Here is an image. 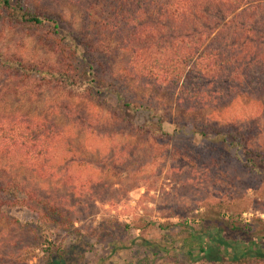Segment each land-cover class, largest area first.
I'll list each match as a JSON object with an SVG mask.
<instances>
[{"label":"rangeland","instance_id":"rangeland-1","mask_svg":"<svg viewBox=\"0 0 264 264\" xmlns=\"http://www.w3.org/2000/svg\"><path fill=\"white\" fill-rule=\"evenodd\" d=\"M21 1L76 31L87 21L88 0ZM51 31L24 30L2 17L0 53L31 67L57 66L60 54L41 40ZM129 58L119 52L109 59L113 74L128 76L136 92L148 96L153 91L168 136L147 132L149 112L120 108L114 96H78L47 81L40 86L34 78L25 83L0 65V117L50 120L57 131L53 148L35 164L0 159V178L14 177L58 208L45 216L38 206L2 207L0 264H45L57 259L49 248L63 251L69 264H142L146 256L150 264H199L186 256L180 238L184 227L200 228L220 201L227 216L264 234V181L244 192L225 172L207 173L168 160L174 147L205 144L193 133L192 121L201 120L220 129L230 120L252 119L258 125L256 143L264 151V94L232 96L217 106L185 104L174 91L150 88L129 75ZM143 240L170 242L168 253L148 255L140 246Z\"/></svg>","mask_w":264,"mask_h":264},{"label":"trees","instance_id":"trees-1","mask_svg":"<svg viewBox=\"0 0 264 264\" xmlns=\"http://www.w3.org/2000/svg\"><path fill=\"white\" fill-rule=\"evenodd\" d=\"M87 12L86 23L76 31L21 0H0V19L8 17L24 30L51 28L49 39L41 40L61 56L57 66L42 68L0 53V65L25 83L34 78L40 86L47 81L90 98L107 94L120 108L148 111L145 129L160 136L169 135L162 127L166 117L158 112L161 102L154 100L153 91L147 96L131 89L128 76L113 74L108 60L117 53L129 54V75L150 88L174 91L185 104L217 106L232 96L264 94V0H88ZM192 122L193 133L205 144L174 147L168 160L207 173L225 172L242 191L256 190L264 181L258 125L252 119L242 124L230 120L218 129L206 120ZM56 135L50 120L0 117V159L35 164L51 151ZM234 166L239 170L232 172ZM4 206H38L45 216L58 210L14 177L0 178V213ZM226 209L220 201L207 211L200 228L184 227L180 241L186 256L199 264H264V234L227 216ZM167 243L143 240L140 246L156 257L168 253ZM48 251L57 259L45 264H69L63 251ZM151 262L146 256L142 264Z\"/></svg>","mask_w":264,"mask_h":264}]
</instances>
